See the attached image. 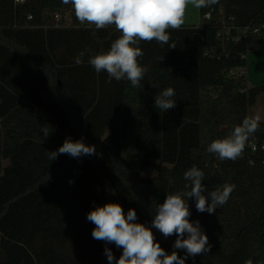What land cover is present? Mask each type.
Here are the masks:
<instances>
[{
  "label": "trees",
  "instance_id": "16d2710c",
  "mask_svg": "<svg viewBox=\"0 0 264 264\" xmlns=\"http://www.w3.org/2000/svg\"><path fill=\"white\" fill-rule=\"evenodd\" d=\"M198 16L169 29V44L139 42L149 70L134 88L97 73L87 52L75 63L81 51L109 50L121 35L114 25L80 24L61 0H0V264H109L106 247L118 260L122 249L93 239L87 213L115 202L151 227L155 205L185 190L193 165L204 172V195L224 183L236 188L213 214L188 200L189 220L200 222L211 248L185 264H264V150L245 146L235 161L206 151L264 91L234 73L246 67L250 45L264 44V0H218ZM243 27L257 30L235 40ZM168 87L176 107L162 112L154 98ZM66 138H83L96 154L49 160ZM249 140L264 142V121ZM150 167L155 174L143 176ZM151 230L170 254L176 235Z\"/></svg>",
  "mask_w": 264,
  "mask_h": 264
},
{
  "label": "clouds",
  "instance_id": "9594fccd",
  "mask_svg": "<svg viewBox=\"0 0 264 264\" xmlns=\"http://www.w3.org/2000/svg\"><path fill=\"white\" fill-rule=\"evenodd\" d=\"M64 5H71L80 24L94 25L96 29H104L114 25L121 33L109 50L93 54L90 49L81 51L75 63H84L88 53V64L97 73L105 71L108 81L127 80L134 88H143L141 81L148 72L138 58L143 51L138 46L140 41L155 40L161 46L169 44V29H180L184 24L188 5L196 8L210 7L218 0H61ZM175 48V45H170ZM163 58V57H162ZM175 90L171 87L160 91L154 98V107L165 112L176 107ZM261 115L256 113L246 116L242 122L234 126L230 135L210 142L206 151L216 155L218 159L233 160L243 156L250 136L260 127ZM44 138L50 135L48 127L41 129ZM67 154L71 158L96 154L95 145H87L83 138L73 141L66 138L56 151H47L48 159L53 161L59 155ZM186 181L184 191L167 194L161 204L155 205L151 227L137 222V213L129 209L125 215L119 203L108 202L96 206L87 213V220L95 227L92 237L105 244H115L122 249L117 260L111 249L105 248L109 264H185L187 257H195L210 250L209 238L203 231L200 222L190 221L191 212L188 200L195 199L196 210L200 213L213 214L224 206L236 185L224 183L221 187L208 192L204 181V172L193 165L183 174ZM73 181H69L72 183ZM157 229L165 238L176 235L173 251L167 253L156 241L151 228ZM186 236V238H185ZM185 250V256H179L175 250ZM246 264L252 262L246 261Z\"/></svg>",
  "mask_w": 264,
  "mask_h": 264
},
{
  "label": "rangeland",
  "instance_id": "374dc122",
  "mask_svg": "<svg viewBox=\"0 0 264 264\" xmlns=\"http://www.w3.org/2000/svg\"><path fill=\"white\" fill-rule=\"evenodd\" d=\"M198 19V8L191 4L188 5L183 25L196 24ZM245 57L246 67L244 69L234 70L235 75L244 77L249 86L260 87L264 85V44L250 45ZM256 113H259L262 118L261 121H264V91H260L255 97V102L247 107L246 116H251ZM155 163L158 162L156 161ZM154 174L155 169L153 167L148 168L142 173L143 176H151Z\"/></svg>",
  "mask_w": 264,
  "mask_h": 264
},
{
  "label": "built area",
  "instance_id": "2783aa9c",
  "mask_svg": "<svg viewBox=\"0 0 264 264\" xmlns=\"http://www.w3.org/2000/svg\"><path fill=\"white\" fill-rule=\"evenodd\" d=\"M15 1H22V0H15ZM57 15H55L56 17ZM257 30V28L253 27L249 30L248 27H243L241 29H239L238 35L236 37H233L235 40L239 39V38H246L247 36V32L251 31V32H255ZM246 146L249 147V149L251 151H256V150H264V142H256L254 140H248V142L246 143ZM264 163V162H262Z\"/></svg>",
  "mask_w": 264,
  "mask_h": 264
},
{
  "label": "crops",
  "instance_id": "0c3cea01",
  "mask_svg": "<svg viewBox=\"0 0 264 264\" xmlns=\"http://www.w3.org/2000/svg\"><path fill=\"white\" fill-rule=\"evenodd\" d=\"M259 45H262V44H259ZM249 86V85H248Z\"/></svg>",
  "mask_w": 264,
  "mask_h": 264
}]
</instances>
